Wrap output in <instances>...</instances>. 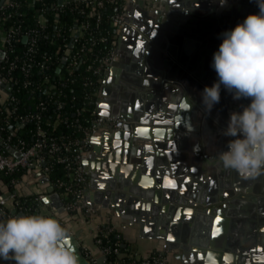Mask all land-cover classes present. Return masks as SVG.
I'll list each match as a JSON object with an SVG mask.
<instances>
[{
	"label": "water",
	"instance_id": "95a60500",
	"mask_svg": "<svg viewBox=\"0 0 264 264\" xmlns=\"http://www.w3.org/2000/svg\"><path fill=\"white\" fill-rule=\"evenodd\" d=\"M2 1L0 0V4ZM159 1L153 0L147 7H143V0H138L140 11L127 12V22L118 33L120 34L117 38L118 47L110 65H115L121 44L126 45L128 59L122 70L120 69L121 71L109 68V71L104 72V75L107 73L109 77L103 82L99 99L115 93L113 96L115 101L111 105L110 116L101 113L98 109L100 123L92 131L91 137H93L92 141L97 143V134L101 131L105 132V141L100 142L99 146H93L98 159L103 162L102 168H99L102 172L93 175L94 178L91 177V184L88 191L84 193V198L94 199L100 208H110L115 200L131 199L135 196L138 199L134 207L143 211L144 218H151L158 225L162 234L159 239L164 241L162 244L164 249L181 246L186 250L195 251L198 259L206 254L217 256L223 249L226 254L229 252L234 254H228L231 259L233 257L236 261H242L243 264H250L254 253L259 248L256 247L255 242L247 243L245 239L248 235L254 237L255 230L261 225V228H264V217L261 216L264 210L262 205L264 197L255 198L245 195L251 190L238 183L235 175H232L233 170H224L219 154H216L218 159L209 162V175L202 178L203 183L195 182L194 185L189 186L187 182H190V178L180 175L183 172L180 173L176 169L179 155L175 150L176 137L180 136V129L184 126L169 121L170 129L168 130L150 128L145 124L147 119L142 114L144 109H149L154 104L152 100L157 93L152 89L166 88L170 84H176L179 92L188 94L195 102H199L197 104L208 121L218 127V133L227 141L231 139L222 134L227 126L229 113L233 110L239 111V106L246 105L249 101L233 100L231 94L226 92L222 86L220 102L215 104L211 111L205 110L201 101V93L204 87H210L215 79L202 73L201 68L194 66L195 60L192 59L190 63L188 55L173 45L178 41L171 38L170 31L180 29L170 24L167 19L168 10H172L168 6L180 1L181 6L186 4L191 7L192 11L185 12V9L177 11L178 19L183 24V22L190 23L193 15L200 17L201 21L196 22V25L201 29V36H205L207 42H216L218 46L222 42L220 38L222 32L233 29L237 23H241L248 14L254 11L244 5H238V0ZM58 2L60 3L61 0ZM3 55V51L0 50V58ZM64 60L65 57L61 60L62 63ZM142 62L145 63V73H148L146 75L152 81L150 84L147 82V77L144 81L143 79L140 81L134 79L131 72L128 73L129 70H136L139 75L142 74L144 72ZM115 74L116 79H114ZM5 82L6 78H1L0 86L10 91L11 86H7ZM0 95L3 98L7 97V93L0 92ZM130 95L137 97L136 104ZM128 97H130L129 104L124 101ZM140 97L147 101L143 104L139 100ZM3 100L0 99L1 105L5 102ZM138 140L144 141L146 145L143 148L136 146ZM142 149L147 154L157 157L159 167L156 170L157 178L154 181L138 180L131 171L134 155L142 152ZM8 152L18 156V152H15L13 147L9 148ZM207 159H209L208 154L204 157L206 162ZM33 174L44 176L40 169L31 167L24 171L21 178L26 180ZM169 175L175 178H169ZM43 178L48 180L46 176ZM252 179L258 187L253 192L264 194V173ZM170 181L175 183V187L171 186ZM50 190L53 188L50 187ZM54 196L61 202L58 193L43 197L41 200L48 202ZM247 199L250 201L246 202ZM222 209H224L223 212ZM211 214H224L230 219L231 225H237V228L234 227V232L226 236L218 235L212 242L211 246L220 249L218 251L197 248L187 241L188 224L209 219ZM21 215L25 213L22 212ZM248 225L250 226L249 233L243 232L242 228ZM117 238L120 239L121 235L118 234ZM187 244L190 246L186 247ZM122 246L125 247L126 243H122ZM8 263L15 262L8 261Z\"/></svg>",
	"mask_w": 264,
	"mask_h": 264
},
{
	"label": "crops",
	"instance_id": "0c3cea01",
	"mask_svg": "<svg viewBox=\"0 0 264 264\" xmlns=\"http://www.w3.org/2000/svg\"><path fill=\"white\" fill-rule=\"evenodd\" d=\"M152 1L153 0H143V7H147ZM254 1L255 0H238L237 3L238 5H244L245 7L252 9L254 13H258L259 8L256 3H253ZM138 6H140L138 5V0H127L125 11L126 13L139 12L140 7ZM168 7H171L172 10H168L167 19L170 24L180 29L179 31H170L171 38L178 41V43L176 42L173 45H175L178 50H181V52L183 51L188 55L190 63L195 60L194 66L196 65L201 68L202 73L206 74L209 78L213 77L216 80L217 74L210 65L213 53L218 50V44L212 41L207 42V38L201 36V29L196 25V22L201 21V18L193 15L190 23L183 22L182 24V21L178 19V12L181 9H185V12L192 11V8L186 4H182L181 6L180 1L169 4ZM181 13L183 14V12ZM200 37L203 38L200 39ZM125 46V44H121V48L119 49L120 54L115 65H108L104 72L109 71V68L122 70V67L126 64L128 59ZM117 47L118 46L116 45V49ZM142 70L144 72L140 75L136 70H129L128 73L131 72L133 78L140 81L142 79L144 81L147 77V82L149 84L152 83L149 76H147L148 73H145L146 68L144 62H142ZM108 77L109 76L106 73L103 76V82L108 79ZM112 78H114V76H112ZM114 79H116V74ZM152 90L157 93V96L152 100L154 104H152L149 109H144L143 111L142 115L147 119L145 124L150 128L165 130L170 129L168 124L169 121L174 124L180 123L184 126V128L180 129V136L176 137L175 150L179 153L176 169L180 173L183 172L180 175L188 176L190 178V182H187L189 186L190 184L194 185L195 182H198L199 184L203 183L202 178L208 177L209 175V162L218 159L216 154L227 150L226 138L218 133V127L216 124L208 121V118L205 117V114L197 104L199 102H195L190 95L179 92L176 84H170L166 88L160 87L159 89H156L155 87ZM0 92L6 93L5 88L0 86ZM114 95L115 93L113 95H105L104 99H98V109L101 113L108 116L111 115V105L115 101V98L113 97ZM130 97L134 98L135 104L138 102L135 95H130ZM130 97L124 100L126 101L125 103L128 102L129 104ZM6 98H3L0 95V99H4L3 101H5ZM139 100L143 102V104L147 101L141 97ZM121 106L122 105H120V107ZM91 138L88 147L82 153L81 159L82 171L88 179L89 186L91 184V177L94 178L93 175L102 172L99 168H102L103 162L101 159H98L99 157H97V153L94 152L93 146H99L100 142L105 141V132L101 131L97 134V143L92 141L93 137ZM137 145L140 148H143L146 144L144 141L138 140L136 146ZM206 154L209 155L207 162L204 160ZM134 158L136 160L134 159L132 163L131 171L136 175L137 179L141 181L156 180V170L159 167L157 157L155 155L151 156L150 154H147L142 149V152L134 155ZM24 171L22 174H24ZM22 174L14 185V192L18 198L25 199L26 197L35 196L39 193H43L44 197H49L55 194L53 190H50V183L47 180H44L43 177L45 176H36L33 174L32 177L23 180L21 178ZM232 175H235L236 180L242 187L251 190L246 192L245 195L255 198L264 197V194H256L253 192L255 189H258L255 180L241 177L235 170L232 171ZM168 177L175 178V176L172 175H169ZM199 184L197 186H199ZM3 190L6 189L3 188ZM137 199L138 198L133 196L131 199L115 200L113 204L110 205V208H100L94 199L83 197L81 200L83 209L79 211L76 217L71 218L68 206L64 203L62 198L60 197L61 202H59V199L54 196V198L50 199L48 202L41 200L37 204V212L38 214L54 216L63 226L68 228L70 234L68 242L72 247H75L76 249L78 248L76 254L79 258V264H87L88 262L92 264V260H95L96 264H106V256L94 240L98 229L104 226H111L116 234V238L118 234L121 235L120 239L117 238V240L120 241L121 246L122 243H126L125 247L122 246L124 251H122L120 256L129 253L137 258L150 255L151 253H158L166 257L167 264H243L242 261H236L233 257L231 259L228 254L234 255L233 253L229 252L226 254L223 249H215V247L211 246L212 242L218 235L224 234L226 236L232 231L234 232V227L237 228L236 224L231 225L228 216H225L224 214H211L209 219L198 220L188 224L187 241L190 245L206 250H220V254L217 256L206 254V256L198 259L195 251L190 249L186 250L181 246L174 249H164L162 246L164 241L162 242V240L159 239V237H162V234L159 231L158 225L155 224L151 218H144L142 214L143 211H139L134 207ZM247 201L250 200L247 199L246 202ZM262 205L264 206V201L262 202ZM223 211L224 209H222V212ZM21 213V211L17 212L19 216ZM261 216L264 217V210L261 212ZM259 226L260 224L258 227ZM261 226L255 230L254 237L248 235L245 239V242L247 243L255 242L256 247L259 248L256 253H254V257L250 264H261V262L257 260V257H259L261 253H264V228H261ZM217 229H219V231H217ZM242 231L249 233L250 226L243 227ZM189 244L185 246L189 247ZM0 264L9 263L8 261L0 260Z\"/></svg>",
	"mask_w": 264,
	"mask_h": 264
},
{
	"label": "built area",
	"instance_id": "2783aa9c",
	"mask_svg": "<svg viewBox=\"0 0 264 264\" xmlns=\"http://www.w3.org/2000/svg\"><path fill=\"white\" fill-rule=\"evenodd\" d=\"M127 0H58L51 5L53 11L71 7V12L67 22L57 20L54 26L55 32L52 34L55 38L61 36V32L66 29L69 35L68 42L64 45V53L59 56L57 65V73L59 76L58 84L66 85L68 82H73L74 73L81 69L85 76L82 84L92 88V95H97L98 99L103 85L104 71L114 59L118 33L121 27L127 22L125 5ZM119 2L120 9L116 8L111 12L106 22L109 27L113 28L114 35L110 40V47L106 50L98 46L100 43H107L106 35H101L94 38L92 33L99 27L102 19V9L107 6L116 5ZM30 5V4H29ZM72 5V6H71ZM76 7V11L73 10ZM21 3L16 0H3L0 4V50L4 55L0 58V83L1 78H6L5 84L11 86L10 91H6L7 98L4 102L10 111L17 110V96L13 94L14 90L19 91L21 88L32 86V75L36 69L47 71L50 68V63L53 60L51 55L35 56L38 39L50 38V33L42 32L46 26V17L44 14H37V27L23 28L19 23V18L24 12H18ZM23 43L20 45L19 43ZM97 47L95 48V46ZM65 57L64 62L62 59ZM64 69V72L60 73ZM20 71L23 79H15L12 75L14 72ZM100 80L101 84L97 87L96 81ZM44 81H47L45 76ZM54 89L53 83H48L44 89L46 94H49ZM60 104V102H58ZM47 104L40 101L36 105V112L25 116H20L19 120L25 122L28 120L35 121V128L32 135V144L25 146L23 142L20 145L10 144L11 137L7 136L5 140H0L8 149L13 147L18 156L14 153L0 152V172H14L18 169L38 168L44 176L48 178V182L53 188V192L58 193L64 203L68 206L70 217H76L81 211V200L84 193L87 191L88 179L82 171L81 159L83 151L88 147L91 140V133L100 123L98 114V100L96 105L88 110V124L82 125L77 116L71 124L73 125L74 133H65L60 135L51 134L42 124V112L46 109ZM84 108L76 109L74 116L81 114ZM3 126L0 125V130ZM60 165L64 170L63 177H58L50 180L49 172L54 165ZM16 178L10 180V186L15 185ZM44 197L43 193L36 195L35 199L23 207L16 193L9 188L0 190V218L8 219L12 216H17V212L28 214H38L36 205ZM88 211V209H87ZM113 232L111 226L100 227L95 234V243L100 247L103 254L119 256L121 253L120 242L104 241ZM92 264H96L92 260ZM118 264V263H116ZM131 264H167V259L164 255L151 253L147 256L134 257Z\"/></svg>",
	"mask_w": 264,
	"mask_h": 264
},
{
	"label": "clouds",
	"instance_id": "9594fccd",
	"mask_svg": "<svg viewBox=\"0 0 264 264\" xmlns=\"http://www.w3.org/2000/svg\"><path fill=\"white\" fill-rule=\"evenodd\" d=\"M258 13L220 34L211 67L217 74L205 86L201 101L206 111L220 102L221 87L233 100H248L229 113L223 129L227 150L219 153L225 169L244 178L264 173V0H255ZM68 228L54 216L28 214L0 221V260L15 264H79L69 244ZM257 260L264 264V253Z\"/></svg>",
	"mask_w": 264,
	"mask_h": 264
},
{
	"label": "trees",
	"instance_id": "16d2710c",
	"mask_svg": "<svg viewBox=\"0 0 264 264\" xmlns=\"http://www.w3.org/2000/svg\"><path fill=\"white\" fill-rule=\"evenodd\" d=\"M21 3L18 12H24V14L19 18V23L23 25V28L27 29L30 27H37L36 18L37 14H44L46 17V26L42 32L38 35H42L43 32H49L50 38L38 39L37 49L35 50V56L40 55H51L52 61L50 63V68L47 71L36 69L33 72L32 77V86L21 88L19 91L14 90L13 94L17 96V110L15 112L10 111L6 106L0 105V125L3 126L1 132V139L5 140L7 136L11 137L10 144L20 145L21 142L25 146L32 144V135L35 128V121L28 120L21 122L19 120L20 116H25L30 113L36 112V105L43 101L47 104L46 109L42 112V124L48 131L53 135H60L65 133H76L74 131L73 125L71 122L78 116L82 125L88 124L87 113L88 110L96 105L98 100L97 95H92V88L86 87L82 84L85 76L81 72V69H78L74 73L73 82H68L66 85H59L58 79L59 76L57 73V65L59 61V56L64 53V45L69 40L68 32L63 30L59 38H55L54 34L55 22L59 19L67 22L69 19V9L71 7L66 6L65 8L58 9L53 11L51 5L55 0H16ZM30 4V5H29ZM72 6V5H71ZM118 7V8H117ZM119 10V2L116 5H110L102 9V19L99 23V27L96 31L92 33L94 38H98L101 35H106L108 38L107 43L98 44L99 47L106 50L110 47V40L113 38L114 30L109 27L106 22L107 16L116 10ZM73 12L76 11V7L73 6ZM23 45V43H19ZM97 45L95 46V48ZM64 72V69L60 73ZM15 79H23V75L20 71H16L12 74ZM45 76H47V81H44ZM48 83L54 84V89L46 94L44 92L45 87ZM101 84L100 80L96 81V86L99 87ZM60 102V104H58ZM83 107L84 110L81 114L74 116L76 109ZM8 109V110H7ZM0 152L7 153L8 147L1 142L0 140ZM23 169H18L14 172H0V190L9 188L11 191L14 190L13 186H10L9 182L11 179H18L19 176L23 173ZM64 170L63 168L56 164L53 166V169L49 172L50 180H54L58 177H63ZM35 196H29L25 199L18 198L23 207L30 204ZM37 209V205H36ZM116 234L113 231L109 239H104V241L110 240L115 241L117 238ZM119 241V240H118ZM120 242V241H119ZM121 253L124 251V248L120 243ZM120 253V254H121ZM106 264H131L133 256L129 253H126L124 256H116L106 254Z\"/></svg>",
	"mask_w": 264,
	"mask_h": 264
},
{
	"label": "snow or ice",
	"instance_id": "6c2138e0",
	"mask_svg": "<svg viewBox=\"0 0 264 264\" xmlns=\"http://www.w3.org/2000/svg\"><path fill=\"white\" fill-rule=\"evenodd\" d=\"M170 184H171V186L175 187V183L174 182L170 181ZM217 231H219V229H217Z\"/></svg>",
	"mask_w": 264,
	"mask_h": 264
},
{
	"label": "flooded vegetation",
	"instance_id": "af4514ba",
	"mask_svg": "<svg viewBox=\"0 0 264 264\" xmlns=\"http://www.w3.org/2000/svg\"><path fill=\"white\" fill-rule=\"evenodd\" d=\"M253 3L255 4V1Z\"/></svg>",
	"mask_w": 264,
	"mask_h": 264
}]
</instances>
